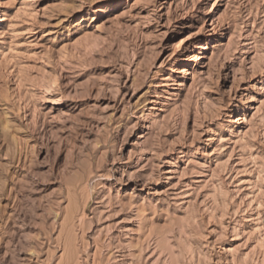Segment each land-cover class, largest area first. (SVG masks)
Wrapping results in <instances>:
<instances>
[{
    "label": "rangeland",
    "instance_id": "obj_1",
    "mask_svg": "<svg viewBox=\"0 0 264 264\" xmlns=\"http://www.w3.org/2000/svg\"><path fill=\"white\" fill-rule=\"evenodd\" d=\"M0 264H264V0H0Z\"/></svg>",
    "mask_w": 264,
    "mask_h": 264
}]
</instances>
